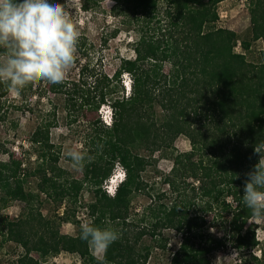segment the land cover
Returning a JSON list of instances; mask_svg holds the SVG:
<instances>
[{
  "label": "trees",
  "instance_id": "1",
  "mask_svg": "<svg viewBox=\"0 0 264 264\" xmlns=\"http://www.w3.org/2000/svg\"><path fill=\"white\" fill-rule=\"evenodd\" d=\"M81 1L84 12H97L105 0ZM112 1L114 17H122L137 29L131 45L135 56L123 58L113 75L97 70L86 75L84 67L78 80L52 84L51 91L64 98L72 113L97 112L108 104L113 124H90L84 145L94 160L86 167L83 180L66 177V170L58 166L60 153L51 141L55 124L47 118L29 139L36 167L26 169L13 155L2 160L8 151L0 142V201L26 205L21 220L0 224V234L25 250L18 264H40L32 252L41 258L62 252L77 254L82 264H98L97 256L79 235L61 234L57 224L35 208L41 194L76 208L90 183L95 200L86 207L89 219L97 227H111L120 234L107 251L108 264H150L154 250H169L165 230H174L181 237L167 264H212L210 255L225 243L203 231L199 213L204 211L203 205L230 217L229 233L224 237L233 241L238 256L247 251L252 264H264V256L252 253L260 241L247 228L254 217L242 200L245 173L264 159V48L258 63L235 51L238 34L216 26L218 7L226 0ZM249 14L251 40L241 41L244 51L253 42L264 45V0H249ZM117 34L118 30L114 36ZM124 76L129 77L128 91ZM26 90L33 86L16 97L23 100ZM10 94L0 84V111L8 101L11 108L21 107ZM180 136L188 138L190 151H175ZM167 153L173 162L163 177L168 190L152 196L137 224L130 218L132 196L144 188L142 173L153 158ZM117 164L125 181L109 196L103 184ZM30 177L40 179L38 193L26 189ZM68 209L62 221L80 225ZM145 238L153 244L144 245Z\"/></svg>",
  "mask_w": 264,
  "mask_h": 264
},
{
  "label": "rangeland",
  "instance_id": "2",
  "mask_svg": "<svg viewBox=\"0 0 264 264\" xmlns=\"http://www.w3.org/2000/svg\"><path fill=\"white\" fill-rule=\"evenodd\" d=\"M81 3V0H69L67 6L71 20L80 31L76 59L65 79L69 82L78 80L79 73L84 67L86 75L89 74L88 71L93 70L106 75H113L119 69L123 58L135 56L131 45L136 40L137 29L133 24L126 23L127 21L122 17H114L111 9L115 3L112 0H105L102 3V8L97 12H84L81 9ZM160 8L162 10L163 4L160 5ZM218 14L220 19L216 26L232 30L239 36L240 41L235 51L245 54L249 62H260V54L264 48L262 41L251 43L248 51H244L241 46V41L251 40L249 0H226L219 5ZM116 30H118V34L114 36ZM123 80L129 82V77L124 76ZM51 85L47 81H41L38 85L33 86V90H26V97L23 100L17 98L14 93L10 94L9 98L14 99L17 106L21 107L19 109L11 108L10 101H8L3 111H0V115L3 117L0 121V142L5 145V149L8 151V153L2 154L1 158L8 160V157L13 155L16 159L23 161L26 169L36 167L35 151L32 149L29 139L40 122L47 118L55 124L51 130V141L55 151L60 153L58 166L66 170L68 174L66 177L83 180L84 171L91 163L86 164L82 171L74 170L66 154L75 148L87 152L84 142L90 132V124L95 121L103 122L102 110L109 108V105H102L97 112L85 110L80 113L69 112V109L65 107L64 98L55 95L51 91ZM103 124L105 125L104 122ZM174 149L176 152L190 151L191 145L188 138L185 136L178 137L174 143ZM171 156V153L164 156L157 154L156 158H153L154 161L142 173L144 188L133 194L131 204L130 218L135 220L137 224H140L144 210L151 204L152 196H156L158 191L168 190V187L163 184V177L170 172L173 166ZM121 170V166L117 164L111 177L120 173ZM39 183L40 179L30 177L25 186L29 192L38 193ZM107 186H109L108 181L103 184V189L105 190ZM92 190V185L87 183L81 192L80 203L76 208L68 201L56 203L44 194H41L35 201V208H38L47 219L54 221L61 234L76 237L80 233V225L73 222H63L62 219L70 208V215H75L74 218L80 224L90 220L86 207L95 200ZM105 192L107 193V190ZM199 203L200 201H198ZM202 208L204 211L199 213L204 222L203 231L211 237L222 238L225 243L223 248L213 251L210 255L212 264H252L249 252L245 251L241 256H238L233 241L224 237L225 234L229 233L230 217L217 209H208L206 205H203ZM197 209L199 211L201 208ZM25 210L26 205L23 202L14 201L7 205L0 201V224L4 220L11 222L21 220ZM193 210L190 212L196 214ZM137 227L139 228V225ZM35 228H37V223ZM247 228L251 232L255 231L256 238L260 241V246L254 249L252 253L263 258L264 220L253 218L249 221ZM163 234L168 240L170 251L154 250L150 264H167L171 250L177 249L180 244L181 237L174 230H165ZM4 237V234H0V264H18L19 259L25 255V250ZM143 244L149 246L153 243L145 238ZM95 255L97 256V254ZM31 256L40 264H82L77 254L65 252L46 258H41L39 253L32 252Z\"/></svg>",
  "mask_w": 264,
  "mask_h": 264
},
{
  "label": "clouds",
  "instance_id": "3",
  "mask_svg": "<svg viewBox=\"0 0 264 264\" xmlns=\"http://www.w3.org/2000/svg\"><path fill=\"white\" fill-rule=\"evenodd\" d=\"M69 0L64 4L55 0H0V84L19 96L29 85L41 81L61 84L74 65L80 31L73 23L68 11ZM126 90L129 82L124 81ZM106 126L113 124L111 109L102 110ZM111 124L107 125L106 121ZM255 152H260L255 148ZM74 170L82 171L94 157L82 149L67 152ZM243 203L254 218L264 220V159L245 173ZM236 178H239L238 176ZM125 181L123 169L108 180L112 188L107 190L114 196ZM79 238L97 254L98 264H108L106 254L109 247L120 239V234L111 227H97L92 220L80 224Z\"/></svg>",
  "mask_w": 264,
  "mask_h": 264
},
{
  "label": "built area",
  "instance_id": "4",
  "mask_svg": "<svg viewBox=\"0 0 264 264\" xmlns=\"http://www.w3.org/2000/svg\"><path fill=\"white\" fill-rule=\"evenodd\" d=\"M221 19H222V16H221ZM106 122H107V125H110L111 124L108 120ZM107 188H108V190L112 189L110 186H107Z\"/></svg>",
  "mask_w": 264,
  "mask_h": 264
}]
</instances>
